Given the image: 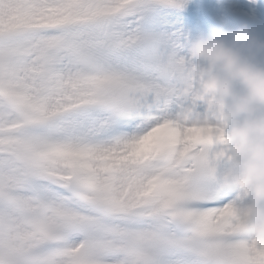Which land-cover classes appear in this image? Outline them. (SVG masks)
I'll list each match as a JSON object with an SVG mask.
<instances>
[{
  "label": "snow or ice",
  "instance_id": "snow-or-ice-1",
  "mask_svg": "<svg viewBox=\"0 0 264 264\" xmlns=\"http://www.w3.org/2000/svg\"><path fill=\"white\" fill-rule=\"evenodd\" d=\"M184 4L0 0V264H264Z\"/></svg>",
  "mask_w": 264,
  "mask_h": 264
},
{
  "label": "clouds",
  "instance_id": "clouds-1",
  "mask_svg": "<svg viewBox=\"0 0 264 264\" xmlns=\"http://www.w3.org/2000/svg\"><path fill=\"white\" fill-rule=\"evenodd\" d=\"M188 51L189 73L200 84L196 96L215 108L216 136L228 145L222 184L242 190V201L251 197L235 204L234 212L246 231L264 241V40L247 24L228 28L222 21L215 34L190 39ZM190 117L186 112L184 118ZM200 122L208 123L207 117Z\"/></svg>",
  "mask_w": 264,
  "mask_h": 264
},
{
  "label": "rangeland",
  "instance_id": "rangeland-1",
  "mask_svg": "<svg viewBox=\"0 0 264 264\" xmlns=\"http://www.w3.org/2000/svg\"><path fill=\"white\" fill-rule=\"evenodd\" d=\"M192 0H185V6L186 7H190L192 4ZM185 13V12H184ZM181 19V18H180ZM201 18L200 17H196L195 19H194V26H195V29H194V31L192 32L193 33V35H196L197 33H198V30H197V25H199L200 24V22H201ZM182 27H183V29H186V30H188L189 28H191V24H183L182 25ZM184 54L186 55V56H189V51H187V52H184ZM241 192H242V190H241ZM240 192V193H241ZM238 196V195H237ZM236 196V197H237ZM235 199V198H234ZM251 201V197H247L244 201H241V202H243V203H249ZM240 202V203H241Z\"/></svg>",
  "mask_w": 264,
  "mask_h": 264
},
{
  "label": "bare ground",
  "instance_id": "bare-ground-1",
  "mask_svg": "<svg viewBox=\"0 0 264 264\" xmlns=\"http://www.w3.org/2000/svg\"><path fill=\"white\" fill-rule=\"evenodd\" d=\"M249 3V2H248Z\"/></svg>",
  "mask_w": 264,
  "mask_h": 264
}]
</instances>
